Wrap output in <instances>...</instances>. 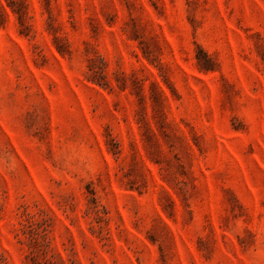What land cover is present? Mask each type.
<instances>
[{
    "label": "rangeland",
    "instance_id": "rangeland-1",
    "mask_svg": "<svg viewBox=\"0 0 264 264\" xmlns=\"http://www.w3.org/2000/svg\"><path fill=\"white\" fill-rule=\"evenodd\" d=\"M0 264H264V0H0Z\"/></svg>",
    "mask_w": 264,
    "mask_h": 264
}]
</instances>
